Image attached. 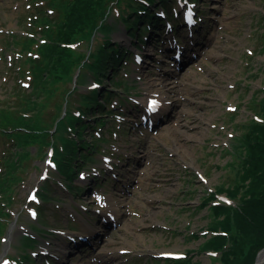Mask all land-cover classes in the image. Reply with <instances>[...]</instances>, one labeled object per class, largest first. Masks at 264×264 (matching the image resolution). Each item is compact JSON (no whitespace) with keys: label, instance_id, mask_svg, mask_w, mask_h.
Here are the masks:
<instances>
[{"label":"rangeland","instance_id":"374dc122","mask_svg":"<svg viewBox=\"0 0 264 264\" xmlns=\"http://www.w3.org/2000/svg\"><path fill=\"white\" fill-rule=\"evenodd\" d=\"M70 1L0 0V212H4L0 213V264L6 255L12 257L10 264H17L26 252L33 259L23 264H43L40 249L56 251L52 241L67 232H82L86 221L95 230L89 240L92 245L81 248L70 259L73 264H225L222 251L204 245L215 234L211 227L218 219L211 206L237 202L224 191L241 184L247 153L243 136L253 122L264 123V0H162L165 9L160 0L150 6L145 0H115L117 6L112 5L104 21L113 30L107 36L113 40L109 44L121 40L118 53L123 47L128 52L122 51L120 63L113 67L109 61L106 72L98 75L102 84L96 93L98 83L89 81L86 59L59 81L39 73L51 64L41 47L63 22ZM145 8L148 17L156 15L155 25L135 21V13ZM162 12L166 15H157ZM187 12L191 19L195 17L192 25L185 19ZM123 19H127L124 24ZM133 22L129 32L143 29L142 45L127 34ZM155 27H163L164 32L156 34ZM171 27L179 30L178 37ZM102 36L97 32L76 40L75 53L86 56L106 48ZM168 47L180 54L182 61L177 64H184L185 70L167 78L173 80L165 87L170 94L167 103L181 109L184 104L176 101L181 96L182 101L188 99L184 108L188 105L206 118L202 138L181 153L172 150L171 129L181 128V121H168L151 132L137 117L147 108L151 86L146 82L173 67L166 56ZM79 73L83 84L77 87ZM171 85H176V92ZM155 87L161 86L150 89ZM89 94L102 105L87 109ZM195 99L207 105H198ZM80 108L86 117L73 125L65 117ZM3 111L39 116L42 120L36 117L31 123L40 121L46 127L41 133L48 132L50 143L19 145L16 133L22 129L7 124ZM168 116L162 112L156 119ZM184 130L195 134V128ZM74 141L76 157L69 167L77 171L72 181L58 173L56 165L70 158ZM53 145L56 152L51 157ZM19 152L29 153L20 160ZM11 160L17 161L16 167L9 164ZM31 189L38 191L33 201L27 199ZM214 192L207 203L205 199ZM115 200L123 201L107 205ZM31 208H36V216L30 214ZM102 219L109 221L105 229L110 228L97 246L99 240L93 236L102 229L98 224ZM14 223L13 239L6 247ZM28 236L37 240L32 241L34 247L32 242L25 246ZM62 245L61 241L55 244ZM250 246L247 242L244 249ZM103 247L110 253L96 256ZM231 264L245 262L232 256Z\"/></svg>","mask_w":264,"mask_h":264},{"label":"trees","instance_id":"16d2710c","mask_svg":"<svg viewBox=\"0 0 264 264\" xmlns=\"http://www.w3.org/2000/svg\"><path fill=\"white\" fill-rule=\"evenodd\" d=\"M114 1L71 0L65 4L63 22L57 26L53 35L51 33L47 35L50 42L43 44L40 50L42 54L51 58V64L39 71L44 79L51 77L54 81H59L67 78L75 65L83 59H87L84 66L86 65L95 72L105 68L106 60L116 59L103 46L97 52L90 51L91 53L86 56L84 53L76 54L74 50V43L80 38H90L97 32L106 33L104 39L108 37L107 33L112 28L104 21L110 13ZM116 1L119 3L122 0ZM105 41L108 43V38ZM3 112L2 118L8 121L7 124L22 129L16 133L19 145L35 144L37 141H40L41 144L50 143L46 139L48 132L41 133L46 131V127L40 121L31 123L33 118L39 116L27 117L23 114ZM67 119L74 125L79 118L70 116ZM37 120L42 119L39 117ZM243 137L242 142L247 153L240 174L241 184L226 188L224 191L237 202L236 204L220 203L211 206L216 217L218 219L221 217V219H217L213 223L211 229L215 234L204 245L205 249L222 251L221 259L225 264H231L232 256L234 258L242 257L245 264H252L257 251L264 246V123L253 122L250 131ZM68 142L65 140V143L68 144ZM75 145L74 141L71 145L70 158L60 165L68 172V175L69 171H73L69 164L72 158L76 157ZM28 153L19 152L20 160H23ZM9 164L14 168L17 166V161L11 160ZM240 190H244L242 195L239 194ZM215 194L216 192L209 194L205 199L207 203L214 199ZM247 242H251L252 246L245 250Z\"/></svg>","mask_w":264,"mask_h":264},{"label":"bare ground","instance_id":"6f19581e","mask_svg":"<svg viewBox=\"0 0 264 264\" xmlns=\"http://www.w3.org/2000/svg\"><path fill=\"white\" fill-rule=\"evenodd\" d=\"M111 46H112V48H110L108 50L115 49L113 45H111ZM165 80H166L165 78H163L162 76H159L157 79L150 81L151 83L148 81L146 82L148 84L146 86H151V87L156 86V85L161 86L160 88L155 87L153 89H150L151 87H147V95H148V97H150V96H156L157 97L155 100L151 98L149 103H152L153 101H159V103H160L159 106L161 105V107H163V108H165L164 106H166L163 102L165 101V99L169 98V95H170L169 93L167 94L165 91V87L167 86V82ZM171 87H173L172 91H174V92L177 91V89L175 88L176 85H171ZM180 98H181V96H178V98H176V101L179 102L180 104H184V106L181 109L176 108V106H173L171 108L166 107L167 109H170L169 110L170 116L166 120L167 122L172 121V123H173L174 119L181 121V122H179V124H180L179 126L181 128H177V127L171 128L172 130H174L173 133H174V140H175L174 144H173L174 148L172 150L180 151L179 153H181V151L185 152V150H187L186 148L188 147V145L190 143H192V144L196 143L200 138H202L203 135H202L200 130L203 129L202 125H204L205 120H206L205 117H202V115L200 113L195 112L188 105L186 108H184L185 102L188 99L185 101H182ZM195 102L201 106L207 105V103L203 102L202 100H196L195 99ZM189 123H194V125L190 126ZM185 128L186 129L195 128V134L194 135L188 134L187 131L184 130ZM145 153L147 154L146 149H145ZM166 171H167L168 175H170V176L172 175L170 167L167 168ZM168 180L169 179H167V181ZM159 187H161V185H159ZM111 202H113V201H111ZM116 204H117V202L114 201L111 204V206L113 207ZM15 229H16V223H14L10 228L9 234L6 238V247L8 246V244L11 243ZM104 240H105V237L103 236L101 239V242H103ZM108 253H110V249L106 248V247L100 248L97 251V255H99V256L106 255ZM68 255L69 256H67V257L70 258L71 254H68ZM256 264H264V250L261 251L260 254L258 255Z\"/></svg>","mask_w":264,"mask_h":264},{"label":"water","instance_id":"95a60500","mask_svg":"<svg viewBox=\"0 0 264 264\" xmlns=\"http://www.w3.org/2000/svg\"><path fill=\"white\" fill-rule=\"evenodd\" d=\"M263 251V250H262Z\"/></svg>","mask_w":264,"mask_h":264}]
</instances>
